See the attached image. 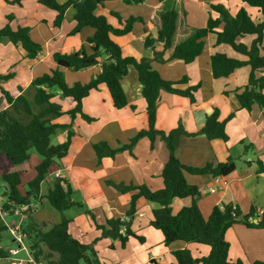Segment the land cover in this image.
<instances>
[{
  "label": "crops",
  "instance_id": "crops-1",
  "mask_svg": "<svg viewBox=\"0 0 264 264\" xmlns=\"http://www.w3.org/2000/svg\"><path fill=\"white\" fill-rule=\"evenodd\" d=\"M57 1L63 4L68 0ZM166 1L146 0L141 5H127L123 0L107 1L97 14L106 15L115 26L118 25L117 21L109 14L112 11L119 12L125 18L141 17L144 23H136L131 34L114 37V40L128 55L138 59L153 58V51L145 48L147 35L145 26L149 28V34L156 36V30L151 23L159 21V13ZM175 4L180 17L185 16L186 24L193 28L206 27L211 16L210 5H223L232 15H236L241 8L247 9V5L241 0H175ZM8 16L14 17L11 24L14 29L19 26L30 27L32 38L44 45V51L36 59L31 60L26 57V52L21 46H15L7 39L0 40V74H14V78L2 83V86L13 97L26 94L28 90L33 97L32 82L39 76L50 74L57 67L53 58L54 53L59 51L73 53L94 34L93 28L85 27L80 33L69 36L77 24L73 8L67 10L61 27L56 28L54 26L56 13L40 4L39 0H0V28L9 24ZM263 19L264 17L257 11L256 20ZM255 38L253 35H247L242 41L250 44ZM156 47L161 50L162 46L158 44ZM217 52L225 53L231 58L246 60L228 45L216 47L215 37L210 35L206 38L203 54L191 64L179 60L152 63L153 68L167 81L179 82L187 77V81L175 85L179 90L200 85V89L195 93V103L188 97L162 91L158 104L155 128L166 133L177 128L183 129L179 136L176 156L184 165L203 167L209 163L227 162L233 159L234 148L237 146L244 148V153L239 152L238 157H243L241 158L243 161L245 159L248 168L236 165L233 173L220 179L212 175L185 174L188 183L197 186L202 194L198 205L205 218L210 216L215 206L223 203L238 206L244 215L249 214L253 207L259 212L264 210V110L258 106H254L252 111L240 109L235 96L234 91L248 85L250 66L236 70L228 78L213 77L210 63L212 55ZM262 55L264 56V51ZM105 59L106 57L103 60ZM101 71V64L78 72L66 70L65 78L69 86L76 83L86 84ZM262 75L264 73L258 72V76ZM122 84L128 96V106L122 109L115 108L108 87L101 84L82 102L83 112L94 121L87 122L81 115L75 119L64 115L53 121L60 125H70L74 135L67 156L56 160L41 185L42 200L32 216L33 221L43 229L50 230L63 218H67L70 220L69 233L82 243L93 245L105 264H177L172 252L181 249H189L196 256L206 255L210 248L201 244L176 241L166 246L162 233L151 226L152 211L158 208V204L144 198L137 201L136 214L131 226L133 232L144 238V242L130 238L123 247L119 240L102 238V230L98 226L106 225L108 219L128 220L127 212L133 194L118 192L109 181L124 185L147 186L152 191L161 190L164 188L162 171L170 157L161 136L156 137L153 145L150 138L145 136L132 150L119 152L114 157H105L101 163L99 162L94 144L105 141L112 148H118L129 144L139 132L149 129L147 103L141 93L137 72L132 69L122 80ZM226 92L230 94L226 95ZM53 101L60 104L64 111H70L76 105L70 98L62 99L60 95ZM132 106L136 108L132 109ZM3 108H7L5 102ZM215 108L220 110V121H225L235 112L234 118L226 126L228 142L220 139L209 140L200 133L207 115ZM68 133L69 130H59L56 134L58 143L67 140ZM30 171L31 167L27 173ZM56 173H60L70 184L73 200L82 202L85 207L64 212L53 211L55 221L47 224L38 218V214L40 209L47 208L46 205L51 206L45 197ZM35 176L36 167L32 179ZM32 179H29L27 184ZM73 187L80 191L79 196ZM211 189L216 191L212 193ZM192 202V198L174 199L172 202L174 213H178L185 206H190ZM76 209L80 211H74ZM226 239L231 244L229 255L231 260H241L246 264L264 262V229L235 224L226 232Z\"/></svg>",
  "mask_w": 264,
  "mask_h": 264
},
{
  "label": "trees",
  "instance_id": "trees-1",
  "mask_svg": "<svg viewBox=\"0 0 264 264\" xmlns=\"http://www.w3.org/2000/svg\"><path fill=\"white\" fill-rule=\"evenodd\" d=\"M113 0H68L60 4L57 0H39V3L56 13L54 26L60 28L68 9L75 10L76 27L69 36L81 32L85 27L94 29L93 36L86 40L73 53L55 52L53 55L57 67L50 74L37 77L31 84L34 90L32 98L26 94L13 97L3 86L14 78L13 73L0 74V178L5 187V196L10 202L23 205L31 202L40 203L41 185L50 172L56 160L64 159L70 148L74 133L70 125L53 123L54 120L69 115L75 119L81 115L87 122L94 119L83 112L82 102L89 93L105 84L111 94L114 107L122 109L129 105L128 96L124 90L122 80L133 69L137 72L141 84V93L147 103L149 129L136 134L127 145L112 148L107 142L101 141L93 145L99 162L105 157H114L117 153L132 150L137 142L148 136L155 142L157 136L165 141L170 157L162 171L164 188L152 191L147 186L109 184L122 194L131 195V205L127 212L128 220L108 219L106 225L98 226L102 230V238L119 240L123 247L130 238L144 242V238L132 231V220L136 214L137 201L144 198L158 204L152 211L151 226L160 231L164 237V244L169 246L176 241L195 243L208 246L210 252L196 256L189 249L172 252L177 264H246L241 260L230 259L231 244L226 239V232L235 224H244L249 228L264 229V210L259 212L253 207L249 214L244 215L240 208L231 203L215 206L208 218H205L198 200L202 197L199 188L188 183L185 174L212 175L214 178L227 177L236 170L233 159L221 163H209L203 167L184 165L176 156L179 136L182 128L168 133L155 128L158 104L162 91L188 97L192 103L196 102L195 93L200 85L191 86L186 90H179L176 84L187 81L184 77L179 82L167 81L152 66L154 61L163 63L182 61L193 63L205 49L206 38L215 36V46L228 45L237 54L246 58L239 60L231 58L225 53L217 52L211 57V69L215 79L228 78L236 70L250 66L248 85L234 91L240 109L252 111L254 106L264 110V19H254L245 8H241L236 15H232L223 5H210L211 16L206 27L193 28L186 24L185 16L180 17L175 0H167L159 13V21L152 22L156 36L147 33L145 48L151 49L153 58H136L123 52L122 47L114 37H123L133 32L134 25L144 23L141 17H123L119 12H110L116 19L117 26L110 23L106 15H99L97 11L104 7L105 2ZM127 5H141L146 0H123ZM251 8H255L264 17V0H241ZM9 24L0 28V40L7 39L15 46H21L26 57L34 60L44 51V45L36 42L31 36L30 27H12L13 16H8ZM247 35L256 38L247 44L242 39ZM161 45L159 51L156 45ZM166 55L168 57L166 58ZM106 57L105 60H103ZM101 64L102 71L89 83H76L69 86L65 71H82ZM229 95L230 92H226ZM60 95L62 99L70 98L76 103L70 111H64L62 106L53 101ZM7 108H3V103ZM132 106V109H135ZM231 113L225 121H220V110L215 108L206 117L200 133L209 140L220 139L228 142L227 123L233 119ZM59 130H69L68 138L63 143L52 144V138ZM34 149L42 158L36 166V176L28 183L25 194L20 191L22 176L27 173L30 165L31 150ZM249 149L248 147L246 148ZM261 171V170H260ZM52 208L64 212L73 208H84L82 202L72 198V188L66 179L54 178L48 194L45 197ZM192 198L190 206L183 207L174 213L172 202L174 199ZM9 208V205H5ZM90 214L92 212L88 211ZM32 210L24 227L29 233L32 249L38 260L48 264H105L99 259L98 252L91 244L82 243L69 233L70 220L63 218L50 230H45L33 221ZM254 220H257L254 222ZM7 231V227L0 219V234ZM5 251H0V257ZM252 264H264L256 261Z\"/></svg>",
  "mask_w": 264,
  "mask_h": 264
},
{
  "label": "built area",
  "instance_id": "built-area-1",
  "mask_svg": "<svg viewBox=\"0 0 264 264\" xmlns=\"http://www.w3.org/2000/svg\"><path fill=\"white\" fill-rule=\"evenodd\" d=\"M54 178L63 177L60 173H56ZM4 189L5 187L0 178V219L7 227V231L16 247H8L4 250L5 255L0 257V264H48L46 261L36 258L35 250L31 247L29 233L24 227L31 211L36 210L39 203L31 202L19 205L10 202L4 194ZM215 191V189H211L212 193ZM6 204L9 205V208L5 207ZM21 254H24V258H16Z\"/></svg>",
  "mask_w": 264,
  "mask_h": 264
},
{
  "label": "rangeland",
  "instance_id": "rangeland-1",
  "mask_svg": "<svg viewBox=\"0 0 264 264\" xmlns=\"http://www.w3.org/2000/svg\"><path fill=\"white\" fill-rule=\"evenodd\" d=\"M246 10H248V12L253 15L254 19H256L257 10L255 8H251V7L247 6ZM212 36L215 37L214 35H212ZM231 53H234V55L236 54L235 52H231ZM26 94L28 97L32 98L29 90ZM52 144H54V145L58 144V137L57 136H54L52 138ZM239 152L244 153V148L242 147V149H241L239 146H237L233 150V155H234L233 159L235 160L236 165L237 166H243L244 168H248V165L245 163V159L243 161V159H241L243 157H238L240 155ZM30 153H31V158H30L29 163H30L31 171L29 173L23 175L22 184L20 186L21 191L24 193L28 190L27 181L29 179H32L33 174L35 173V167L38 166V164L42 160L41 156L34 149H32ZM73 189L76 190V193L79 196L80 191H78L76 189V187H73ZM46 206H47V208L45 210L40 209V212L38 214V218L41 221H44V222L46 221L47 224H49V222L55 221V217L52 216V213H53V211H57V210H55L51 206H48V205H46ZM74 211H80V210L76 209ZM204 212H206V211H204ZM90 218H91V216H90ZM8 247H16V245L13 243L12 238L9 235L8 231H4L0 234V251L5 250ZM203 247H206V246H203ZM16 258H19V259L24 258V254H21V255L17 256ZM99 259H100V261H103L101 255H99ZM2 264H5V263H2Z\"/></svg>",
  "mask_w": 264,
  "mask_h": 264
}]
</instances>
